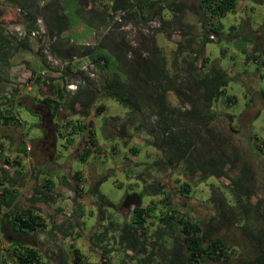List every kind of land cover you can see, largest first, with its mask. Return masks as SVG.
Listing matches in <instances>:
<instances>
[{"label": "trees", "instance_id": "16d2710c", "mask_svg": "<svg viewBox=\"0 0 264 264\" xmlns=\"http://www.w3.org/2000/svg\"><path fill=\"white\" fill-rule=\"evenodd\" d=\"M82 1L85 0H45L39 4V0H3V3L19 8L26 32L33 28L35 16L41 17L44 35L51 40L48 45L49 52L69 60L73 57L87 58L93 65V78L84 75L81 70L73 72L77 75L81 87L78 86L69 98L61 88H56L65 76L72 73V66L69 63L61 69L54 70L58 74L56 78H52L50 74L42 76L38 72L32 71L34 76L31 80L37 86L39 94H43L40 103L45 106L48 117L51 119L56 111L63 107L84 117L98 95L111 98L129 109L126 120L122 124H118V129H116L121 138L127 137L126 127L135 129V124L140 120H146L151 116L155 117L153 125L146 131L158 137L161 144L164 143L162 148L170 153L167 159L168 164H172L174 159V161L176 160L175 165H177L178 161L183 158L187 165H190L184 168L188 173L189 180L195 179V174H198L200 179H204L207 175H214L218 179L225 177L226 165L230 163L228 166L230 167L232 162L224 155V152L220 151L217 154L215 152L209 157H204L195 150L191 151L192 144L199 138L197 136L191 138L189 134L190 129L194 126L201 128L207 134H210L213 129L215 130V127H206L210 122H213L212 105L221 98L228 78L216 60L210 64L208 55L203 57L204 45L212 41L214 37L217 36L218 39L222 36L223 26L219 19L228 12H234L237 0H198L200 16L196 26L199 28L198 39L201 44L196 51L187 49L189 39L194 36L187 35V30L184 29L186 26L178 25L184 29V35L180 36L183 41L177 42L172 62L178 65L179 70L187 76V86L177 82L178 75L176 73L169 74L165 59L153 38L156 34H170L171 23L164 20L161 14L165 11L179 19L187 10L184 0H109V12L103 5L93 8L95 0H89L92 3L87 12ZM118 11L122 12L121 18L134 17L143 24L154 20L160 21L159 26L153 29L151 37L143 44L141 52L124 42L122 35L116 32V21L113 18ZM89 12L94 16L90 15L92 19H98L99 27L105 26L104 28H106L110 24L113 26L110 29L106 28L105 33L96 39L92 46L66 45L67 39H63L62 34L70 31L76 21L82 19L83 14ZM87 24L92 30L97 29L91 27L89 22ZM0 29L5 31L2 26ZM233 30L234 27L229 26L228 33L224 36L230 39ZM237 39L242 40V43L236 45L243 57V68L240 73L248 72L249 68L246 65L249 63H257L264 67V48L261 49L257 46L259 40L254 39L253 35L244 34H240ZM11 41H13L12 38ZM11 41L8 35L0 34V55L8 56V50L11 49L8 48V45ZM245 42L252 44L249 51L244 48ZM17 46L26 47L22 41H18ZM207 63L209 65L203 71L202 69ZM55 80L58 83L54 84ZM167 92L173 93L177 98H182V102L188 104V108L182 112L183 115L167 104L165 98ZM259 94L264 99V89H260ZM224 101L227 104L233 103L234 97L226 96ZM95 110L102 111V105L99 104ZM182 117H187L190 124L181 125L180 120L178 123L175 122L176 119ZM0 119L6 122L9 117L0 115ZM75 123L71 121L67 123L70 129L66 135L81 134L85 137L86 143L88 142L89 145H85L82 153L78 156L80 161H84L92 153L91 149L97 148L94 132L87 125ZM57 128L54 125V131H57ZM194 134L197 135L196 132ZM159 137L161 138L159 139ZM223 141L228 143L225 138ZM71 142L70 137H65L66 146ZM216 145L219 147L221 142H217ZM255 146L260 147L258 144ZM261 148H264V142L261 144ZM129 150L135 153L133 148H129ZM236 158L237 155L234 156V161ZM246 172L247 167L242 166L235 179L239 183L238 187L232 189V192L235 193V201L225 200L217 193H212L207 200V203L212 207L211 215L202 220L198 218L190 220L186 215L181 214L178 217L175 213L162 211L159 216L162 229L157 227L155 232L148 234L149 237L145 220L149 217L150 209L141 207L139 200L136 199L139 196L126 197L120 208L133 204L130 223L124 222L123 225L116 226L109 222L106 227L114 233L113 242L123 245L124 257L120 264H131L129 261H132V258L128 256L127 251H131L137 257V261H134L136 264H264V203H256L252 206L249 204L248 196H250L251 190L242 182ZM20 174L17 173L16 176L13 174L12 178L7 180L5 177L4 180L12 185L14 178H18ZM97 184L98 180L90 183L86 191L87 196L97 193ZM41 186L47 192L43 193L42 187L40 189L38 187V194L41 198H33V201L40 200L42 203H49L53 199L49 194V191L53 189V182L51 179H46ZM181 189V194L188 193V184L184 182ZM163 193L158 190L156 194L163 195ZM96 198L98 219L102 220L104 207L109 204L101 195L97 194ZM167 198L168 195L165 193L162 199L166 200ZM182 207H184L183 204ZM174 215L177 218H174ZM5 223L9 224L7 229L9 233L21 235L42 232L46 227L43 219L33 208L20 206L17 195L10 189L2 188L0 189L1 230ZM76 225L78 224L76 223ZM165 233L169 234L170 249L164 248L163 243L157 241ZM105 234V231L96 235L89 234L86 241L90 251L92 247H100L95 246V242L102 243ZM92 236L95 238L93 242ZM150 238L153 239L155 245L154 253L151 249L146 250L147 241ZM108 250L109 248H100L98 261L94 264H113L107 260ZM11 253L13 259L10 261L9 254L6 253L5 257H0V264H87L83 261V255L78 250H73L71 255L67 256L59 249L53 254L50 253L51 261L49 262L43 260L37 250L21 244L13 247ZM46 257L49 258L48 254ZM127 259H129L128 262Z\"/></svg>", "mask_w": 264, "mask_h": 264}, {"label": "rangeland", "instance_id": "374dc122", "mask_svg": "<svg viewBox=\"0 0 264 264\" xmlns=\"http://www.w3.org/2000/svg\"><path fill=\"white\" fill-rule=\"evenodd\" d=\"M44 1L39 0V4ZM95 1L93 8L103 5L107 12L110 11L109 0ZM184 1L187 5V10L179 19L165 11L161 14L164 20L171 23L169 26L172 29L170 34H156L153 38L165 59L169 74L173 75L176 73L178 75L177 82L184 83L187 86V76L179 70L178 65H175L172 59L177 48V42L179 40L180 42L183 41L180 36L184 35L183 30L185 28L187 35L194 36L189 39L187 49L196 51L200 47L201 43L198 39L199 28L196 26L200 12L197 6L198 0ZM82 2H84V9L88 12L92 2H89V0ZM16 8L17 6L3 3V0H0L1 15L8 14L10 17L4 22L3 19H0V24L4 25V34L9 36L10 41L11 38L13 40L8 45V48L10 47L11 49L8 50V56L5 59L11 60L14 65L15 86L18 84L26 86L31 84V90L23 91V94L27 95L35 105L36 101L39 103L36 98L37 86L34 83H30V78L34 75L31 71H28L26 75H22L24 70L23 63H25L27 69L36 70L37 72L42 71V76L50 74L52 78L58 76L54 70L61 69L65 64L69 63L72 66V73L65 76L61 82L62 84L65 82L77 84L78 78L73 72L81 70L90 62L87 58L73 57L69 60L60 58L55 53L52 54L48 51V45L51 40L44 34H41L39 39L22 38L21 27L24 21L16 13ZM90 15V12L83 14L82 19H78L70 31L62 34V38L67 39L66 45L92 46L95 44L96 39L105 33L106 28L110 29L113 26V24H110L106 28H104L105 26L99 27L98 19H92L93 15L91 17ZM121 15L122 12L120 11L114 14L113 20L116 21V32L122 35L124 42L141 52L143 44L151 37L153 29L159 26L160 21L154 20L143 24L134 17L121 18ZM38 18L41 17L36 15L35 20ZM87 22L91 24V27L97 29L92 30ZM219 22L223 26L222 36L218 39L216 36L212 41L204 45L203 57L208 55L210 64L214 63L213 60H216L218 66L228 78V82L224 87L223 94L220 96L221 98L213 103L211 108L214 118L213 122H210L206 128L215 127V130L213 129L210 134H207L201 128L194 126L190 129L189 135L191 138L195 136L199 138L192 144L193 149L191 148V151L195 150L204 157H209L210 154L215 152L216 154L220 151L224 152V155L232 162V166L228 167L230 163L226 165L225 177L218 179L214 175H207L204 179H200L197 176L198 174H195V179L189 180L188 173L184 168L190 165H187L183 158L178 161L177 165H175L176 160L174 161V159L172 164H168L167 159L170 153L164 150L165 148H162L164 143L161 144L158 137L146 131L153 125L155 117L151 116L146 120H140V122L135 124V129L126 127L127 139L121 138L116 129H118V124H122L126 120L129 109L111 98L98 95L95 102L92 105L90 104V110L86 112L84 118L89 117L87 127L91 126L93 128L95 142L99 147L92 150V153L84 161L78 159L70 160L73 171L79 170L83 172L86 170L93 176L89 177V183L84 185L85 198H79L80 202L74 207V213H72L70 208L71 204L63 199H56L55 203H53L58 213L54 214L52 221L48 222L52 224L49 227L55 238L54 244L56 238L61 237L59 234L60 230H65L67 228L65 225L71 224L72 221L69 219L71 216L81 226V229L79 228L78 230L79 234L82 235V230L85 233L83 235L84 243L86 242V235L89 233H92V235L100 234L104 231L106 233L101 241L102 243L95 242V246L100 247H97L98 249L92 247V253H88V260L91 263L98 261L100 248H109L107 260L113 264H120L124 257L123 245L113 242L112 236L114 233L110 229H106V227L109 222L116 226H121L124 222L130 223L133 204L120 208L126 197L131 195L139 196L136 199L139 200L141 207L150 209L149 217L145 220L147 236L149 237L148 234L155 232L157 227L161 228L162 223L159 221V216L162 211L175 213L177 216L186 215L190 220L197 218L202 220L211 215L212 207L207 203V200L212 193H217L225 200L235 201L236 197L232 189L238 187L239 183L235 179L238 177L242 166L247 167V172L244 174L242 182L250 187L251 190L250 196H248L249 204L252 206L256 205V203H264V148H261V144L264 142V99L259 94V90L264 89V67L257 63H249L246 65L249 68L248 72L240 73L243 68V57L238 51L239 48L236 47L237 44L242 43V40L237 39L240 34L248 35L249 31L254 34L252 29L259 28L258 34L261 35V38L257 39L259 40L257 46L261 49L264 48V5L261 1L240 0L236 3L234 12L226 13L219 19ZM179 24L186 27L182 29L178 26ZM229 26L234 27L230 39L224 36L228 33ZM18 41L25 43L26 47L17 46ZM251 45L250 42H245L244 48L249 51ZM209 63L204 65L203 71L208 67ZM87 69L90 70L88 66ZM55 83H58V81L55 80ZM78 86L81 87V85ZM226 96H233L234 102L227 104L224 101ZM165 98L167 104L176 112L182 113L184 109L188 108V104L182 102V98H177L171 92H167ZM99 104L103 107L102 111L95 110V107ZM31 109L32 112L38 111L41 114H47L42 121V125L41 114H33L25 105H18L14 108V114L17 115L22 124L21 131L24 139L28 143L40 138L43 129L52 128V124L49 122L50 118L43 104L39 103L37 107H32ZM227 115L230 117H226ZM186 118H178L175 122L178 123L180 120L181 125H189L190 121ZM71 122L74 123V120H71ZM83 125H86V122ZM195 132L197 135L194 134ZM59 133H61L60 129L55 138V151L52 150L50 152L52 163L58 165L66 161L67 155L70 158L73 155L64 152V147L66 146L65 140H63L64 134L59 135ZM53 136L52 131L49 137L50 140ZM220 137L221 139H219ZM224 138L227 139L228 143L223 141ZM219 141L221 145L217 147L216 143ZM33 144L34 146L32 147ZM33 144H30L32 161L34 163H45L46 166L49 165V161H47L48 152L44 154L43 146H40V143L34 141ZM159 144L160 146H158ZM255 144L260 145V147L257 148ZM35 145L39 147L38 151L35 149ZM129 148H133L135 153H132ZM20 153L22 155L23 152ZM235 155H237L236 161H234ZM174 158L176 157L174 156ZM42 167L45 166L43 165ZM96 180H98L97 193L87 196L86 191L90 183ZM184 182L188 184L189 192L181 194V185ZM158 190L163 191V195L156 194ZM165 193H167L168 198L163 200ZM97 194L101 195L109 204V206L104 207L102 220L98 219L97 214ZM20 201L19 205L23 207L24 202ZM182 204L184 207H182ZM251 211L253 212L252 208ZM252 212L251 214H253ZM177 216L174 215V218H177ZM73 228L72 224L69 229L72 230ZM168 236L169 234L165 233L157 241L163 243L164 248L170 249ZM76 239L78 241V250L84 254L83 252L87 250L82 246V238L79 236ZM152 240L150 238L147 241L146 250L151 249L154 253L155 245ZM93 241H95L94 236H92ZM49 245H53V241ZM50 250H52V246ZM127 254L132 258V261L129 262L136 264L134 261H137V257L131 251H127Z\"/></svg>", "mask_w": 264, "mask_h": 264}, {"label": "crops", "instance_id": "0c3cea01", "mask_svg": "<svg viewBox=\"0 0 264 264\" xmlns=\"http://www.w3.org/2000/svg\"><path fill=\"white\" fill-rule=\"evenodd\" d=\"M238 1L240 0H237L236 3ZM254 1H261L264 5V0ZM2 15L0 13V19H3V22L6 19H10L8 14L4 16ZM0 26L4 28L3 24H0ZM258 29L259 28L252 29V32L254 34H251V32L249 31L248 35H253L254 39L256 40L260 39L261 35L258 34ZM3 33V29H0V34ZM5 58L6 57H4L3 54L0 55V115L7 118L9 117V119L6 122L0 119V189L7 188L12 190L17 195L18 203L20 200H22L25 203V206L23 207L33 208L35 212L43 219L46 224V227L42 232H32L28 235H21L9 233L7 231L9 224L5 223L3 225L4 227H2L3 230H1L0 228V257H5V254L8 253L9 260L11 261L13 259V255L11 253L13 247H16L17 244H21L23 246L37 250L39 252L40 257L43 260H47L49 262L51 261L50 253L53 254L55 251H59V249L63 251L67 256H70L73 250H78V241L76 238H79L80 236L82 238V246L87 250L86 252H83L84 254L81 253L83 255V261L87 264H94L96 262L91 263L88 260V253L92 252L89 249L88 242H83V235L85 233L82 230V235L79 234L78 230L79 228L81 229V226L76 225L77 222L74 221L71 216L69 218L70 221H72L71 224H66L65 227L67 228L65 230H60L59 234L61 235V237L58 239L56 238L55 244L54 235L50 232L51 228L49 227L52 224L51 222H48L52 221L54 214L58 213L53 206V203H55L56 199H63L65 200V202L70 203V208L72 210V213H74V207L80 202L81 198H85L84 185L89 183V177L93 175L90 174L88 171L86 172V170L83 172H80L79 170L73 171L70 160L78 159V156L82 153V149L85 147V145L88 146L89 143H86L85 137L81 134L76 136H66L65 134H67L70 129V126L67 125L68 122L74 120V123L77 122V124L79 125H83L85 122L87 125L89 117L84 118L83 116H79L76 112L71 111L66 107L58 109L54 117H52L49 122L52 125L58 127V132L60 129L61 133L59 134H64L63 140H65L64 136H66L67 138L70 137L72 139V142L65 147L64 152L66 154L69 153V155H73L71 158L67 155L66 161L63 164L59 165L52 163V159H49V165L47 166L45 163H34L30 156V144H33L34 141L38 143L40 138H36L30 143H28L24 139L23 133L21 131L22 124L17 115L14 114V108L18 105H25L27 106V109L32 112L31 108L37 107V104L41 102L43 94H39L38 90L36 89V98L39 103H37L36 101L34 105L32 103V100L27 95L23 94V91L31 90V84H27V86L18 84L17 86H15L14 65L13 63H11V60L8 61ZM23 69L24 70L22 71V75H26L28 71L32 72V70H29L25 67V63H23ZM56 88H61L68 98L69 96L71 97L74 92L66 91L62 82H59L58 87ZM30 104H32V106H30ZM32 113L39 115L38 111ZM45 115L47 116L46 113ZM89 129L93 131V128L91 126ZM58 132L53 131L54 136L52 140V150L54 151L55 138ZM95 145L97 146V148L99 147L98 144L95 143ZM33 146L34 144L32 145V147ZM91 150L94 149L92 148ZM20 152H23L22 155ZM43 165L45 167H42ZM49 171L52 173H50ZM17 173L21 174L18 178H14V184L9 185L7 181L4 180L5 177L8 180L14 175L16 176ZM46 179H51L53 182V189L49 191V194H51L53 199L49 203H42V201L40 200L34 202L33 198H41L40 194H38L37 188L39 187L40 189L42 187L41 185ZM42 190L43 193L47 192L44 187H42ZM72 224L74 228L71 230L69 229V227H71ZM89 234L86 235V237H88ZM77 235L78 237H76ZM51 241H53V245H49L51 244ZM51 246L52 250H54L53 252L52 250H50ZM46 254H48L49 256L48 259L46 257Z\"/></svg>", "mask_w": 264, "mask_h": 264}, {"label": "built area", "instance_id": "2783aa9c", "mask_svg": "<svg viewBox=\"0 0 264 264\" xmlns=\"http://www.w3.org/2000/svg\"><path fill=\"white\" fill-rule=\"evenodd\" d=\"M16 13L18 15H20V10L19 8H16L15 9ZM21 30H22V38L23 37H26L27 39H39V37L41 36V34H44V26H43V23H42V20L41 18H38L35 20L34 22V26L31 30H29V32H26L25 28H24V25L22 23V27H21ZM87 66L89 67L90 70L87 69ZM87 66H84L81 71L83 72L84 75L88 76L89 78H93L94 77V74H93V65L90 63V64H87ZM37 72V71H36ZM39 74H43V72H38ZM31 79V78H30ZM31 83L32 80H30ZM78 85H80V82L78 80V83H73V82H69V83H64V88L66 91H76L77 88H78ZM28 150V149H27Z\"/></svg>", "mask_w": 264, "mask_h": 264}, {"label": "flooded vegetation", "instance_id": "af4514ba", "mask_svg": "<svg viewBox=\"0 0 264 264\" xmlns=\"http://www.w3.org/2000/svg\"><path fill=\"white\" fill-rule=\"evenodd\" d=\"M41 111V110H40ZM39 115L41 114V112H39L38 113ZM45 115L42 113L41 114V125H42V121H43V117H44ZM52 131H54V125H52V128L51 127H48V128H45V129H43V131H42V135H41V137H40V140H39V142L38 143H40L39 145L40 146H43V149H44V154H45V152H48L47 154H48V156H47V161H49V159L51 158V156H50V152L52 151V146H53V142H52V140H53V138H51V140H50V134H51V132ZM35 149L38 151V149H39V147L37 146V145H35ZM43 152V151H42ZM21 202V201H20ZM24 206H25V203H24ZM51 264V263H50Z\"/></svg>", "mask_w": 264, "mask_h": 264}]
</instances>
